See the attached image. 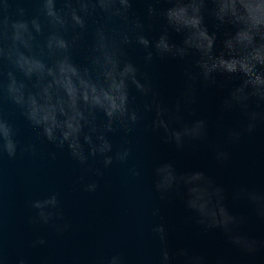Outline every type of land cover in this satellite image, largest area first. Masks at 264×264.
Here are the masks:
<instances>
[{"label": "clouds", "instance_id": "1", "mask_svg": "<svg viewBox=\"0 0 264 264\" xmlns=\"http://www.w3.org/2000/svg\"><path fill=\"white\" fill-rule=\"evenodd\" d=\"M136 2L145 5L143 17L133 11ZM160 3L168 6L157 7ZM206 17L214 21L211 33ZM157 23L161 33L150 41L145 32ZM170 32L182 35V43H171ZM218 33L223 40L216 51ZM133 44L144 50L146 63L154 56L185 62L184 89L174 106L161 101L148 74L127 58ZM76 53H82L81 63L75 62ZM218 76L225 79L218 81ZM233 80L238 84L228 87ZM198 86L228 88L219 111L236 113L239 123L218 124L225 144L239 143L264 126V0H0V160L35 157L39 145L47 143L79 167L85 192H96L113 166L139 180L142 170L128 166L133 157L129 137L150 116L145 131L162 134V141L177 151L205 146L223 165L229 152L210 140L209 122L184 119L196 103ZM18 119L34 139L21 141ZM117 133L121 142L114 148L111 137ZM150 180L156 199L179 198L189 220L205 232L219 230L236 251L252 255L261 246L242 230L246 217L229 211L226 189L204 171L178 172L173 163L161 162ZM231 200L264 220V190L240 185ZM30 208L31 224L58 234L70 228L58 193L32 200ZM159 214L153 207L151 216ZM149 232L158 247L146 264H207L187 248L170 250L163 223H152ZM45 243L38 238L32 246ZM94 264L129 260L114 251Z\"/></svg>", "mask_w": 264, "mask_h": 264}, {"label": "water", "instance_id": "2", "mask_svg": "<svg viewBox=\"0 0 264 264\" xmlns=\"http://www.w3.org/2000/svg\"><path fill=\"white\" fill-rule=\"evenodd\" d=\"M168 5L160 3L157 7ZM145 5L133 4V11L144 16ZM209 32L215 31L214 21L206 17ZM161 33V25L153 24L145 35L155 41ZM182 35L169 33L171 43H182ZM223 36L217 34L216 51L221 48ZM127 58L151 79L161 101L174 106L184 89L185 62L172 58L153 57L151 63L144 60L145 52L138 45L127 48ZM76 63L82 62V53L74 54ZM225 78L218 76V81ZM237 80L229 83L235 87ZM196 103L190 113H184L186 122L206 119L209 122V138L229 152L228 161L220 165L205 146L177 151L173 145L162 141L160 133L145 131L149 116L129 139L133 145L130 166L142 170V178L132 180L124 167L113 166L98 183L96 192L83 190L81 171L53 145L41 143L35 157L18 156L13 160H0V264H17L20 258L25 264H94L97 257L114 251L124 253L129 264H142L153 258L157 244L150 237L152 223H163L168 234L170 250L187 248L201 255L207 264H264V220L258 218L244 203L234 204L231 192L240 185L264 190V126L251 136H244L239 143L225 144L219 123L234 126L239 123L236 113H222L219 106L228 88L198 86ZM131 95L140 103L135 90ZM21 141L35 138L22 119L17 120ZM121 135L112 136L114 148L121 142ZM50 153H55L53 158ZM161 162H171L178 172L204 171L216 183L223 186L229 211L246 217L242 230L256 239L261 246L252 255H245L232 248L219 230L205 232L188 219L182 200L171 202L156 199L151 191L152 169ZM94 179V178H93ZM58 193L63 215L70 228L58 234L55 231L31 224L32 200ZM153 207L159 208V216L152 217ZM38 238H44L43 246L33 247Z\"/></svg>", "mask_w": 264, "mask_h": 264}]
</instances>
